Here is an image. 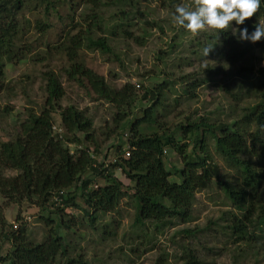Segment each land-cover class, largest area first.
Returning a JSON list of instances; mask_svg holds the SVG:
<instances>
[{"label":"trees","instance_id":"16d2710c","mask_svg":"<svg viewBox=\"0 0 264 264\" xmlns=\"http://www.w3.org/2000/svg\"><path fill=\"white\" fill-rule=\"evenodd\" d=\"M78 1L92 9L86 20L89 21L88 27H82L74 35L63 32L66 41L54 48L47 47L50 51L56 49L67 55L71 62L67 69L70 80L81 85L87 83L92 92L117 109L115 123L119 128L129 129L127 136L131 155L125 157L126 147L117 146L116 155L121 157L117 163L111 162L110 167L105 162L109 152L103 162L97 161L88 146L77 148L72 153L70 144L79 146L83 140L89 143L96 141L92 134L94 123L76 106L64 107L60 104L63 88L52 73L48 74L47 98L41 111L29 109L20 123L18 136L0 143V247L4 243L11 244L6 254L0 256V264H93L81 253L78 239L84 237L78 228L87 226L96 232L101 227L103 237H106L105 233L113 234L110 226L101 225V219L118 212L125 198L135 209L132 227L139 230L137 237L143 239L139 247L131 250L141 252V245L148 247L149 224L155 232H159L176 226L177 222H191L197 193L214 183L223 189L225 200L232 207L223 210L218 218L227 238L243 252H255L257 255L264 251V38L255 43L237 38L239 28L247 27L251 33L255 24H264V4L253 17L246 19L244 25L236 26L232 22L233 26L228 28L214 29L215 32L206 38L207 43L203 42L204 49L210 44L214 45L217 55L227 63L243 64L238 71L218 83L209 77L222 89L223 96L234 103L227 112L219 107L226 117L222 119L219 115L215 122H207V116L195 119L189 116L184 123L170 128L161 123V117L176 105H181L183 99H195L198 87L206 79L199 81L191 78V83L188 82L183 92L175 98L176 101L171 103H167L166 95L167 91L174 89L175 82L171 80L150 86L141 93L134 84L112 87L104 76L79 61V52L83 48L99 49L104 54L112 52L108 38L95 37L92 32L96 27L102 29L101 24L105 25L106 17L99 11L106 2ZM123 1L108 0V4ZM42 2L48 3L44 9L47 17L52 11L60 14L56 0H0V82L4 81L7 63L15 59L21 61L25 53L34 51L31 44L24 43L28 41L25 36L32 24L30 20L22 22L20 17L30 8L38 10L40 6L36 5ZM131 11L119 6L114 12L118 19L113 27L114 33L116 27L121 26L124 34H132L125 27V20L130 19ZM33 29L37 31L39 39L47 40L52 23L38 18ZM147 35L146 31L135 39L143 44ZM253 59L263 62V66L255 68ZM224 68L221 65L211 69L218 74ZM139 96L151 101L149 107L143 109V116L131 121V108ZM246 98L249 103L239 107ZM238 111L239 119L232 118ZM55 112L60 113L66 133L73 135V138L54 132ZM144 125H152L155 130L147 133ZM210 139L214 141L216 152L235 170V182L223 180L221 168L208 148ZM191 144L193 148L189 151ZM168 151L178 153L182 159L180 182L170 181L171 173L166 168ZM114 167L121 168L131 185L114 175ZM7 170H15L17 174L8 176L5 174ZM88 172L102 177L106 184L96 186L95 179L87 177ZM74 192L81 193L84 206L76 204L71 196ZM24 203L44 211H49L50 206L56 207L49 211L56 216V220L45 218L49 229L42 242H35L27 236L25 224L16 226L18 222L9 221L10 209L15 205L21 207ZM71 205L83 211L82 219L65 217L66 208ZM21 219L18 215L17 221ZM214 223L217 222H211ZM182 231L187 236H193L197 230L187 228ZM70 232L77 236L76 240L70 239ZM182 249L180 260L183 264H203L197 251L189 244H183Z\"/></svg>","mask_w":264,"mask_h":264},{"label":"rangeland","instance_id":"374dc122","mask_svg":"<svg viewBox=\"0 0 264 264\" xmlns=\"http://www.w3.org/2000/svg\"><path fill=\"white\" fill-rule=\"evenodd\" d=\"M56 1L59 15L52 11L47 17L44 9L48 3L42 2L36 5L40 6L38 10L30 8L20 17L22 22L30 20L32 24L29 33L25 36L28 41L24 43L31 44L34 51L25 53L21 61L12 60L5 67V78L0 82V84L4 82L0 87V143L18 136L20 123L25 119L29 109L41 111L47 98L46 77L52 73L63 88L60 104L64 107L76 106L94 123L92 134L96 141L89 143L83 140L79 146L70 144L72 153L77 148L88 146L97 161L103 162L109 152L105 162L111 167V162L117 163L121 157L116 155L117 146L128 147L129 129H122L116 125L114 118L117 109L92 92L87 83L81 85L69 79L67 69L71 62L64 52L48 49L66 41L68 32L74 35L81 31L82 27L87 28L89 21L86 20L92 9L78 0ZM103 2L106 3L101 7L99 14L106 17L105 25L101 24L102 29L96 27L92 32L95 37H107L112 52L104 54L99 49L83 48L79 52V61L104 76L114 88L134 84L141 93L150 86L171 80L175 82V86L174 89L167 91V103L176 101L175 98L183 92L184 86L188 82L191 83V78L192 80L197 78L199 81L206 79L202 86L198 87L195 99H183L181 105H176V108H172L161 117V123L170 128L184 123L189 116L194 119L207 116L208 120L204 117L207 122H215L220 116L222 119L226 117L225 114H221L219 107L227 112L234 103L223 96L222 89L213 81L220 82L222 78L238 71L243 64L227 63L217 55V48H213L212 44L208 47L212 48L208 55L204 54L203 42L207 43L206 38L215 32L214 28L208 27L193 34L175 24L173 19L175 9L187 6L190 10H194V0H125L123 3L114 4H108V0ZM119 6H124L127 11L132 10L130 19L125 20V23L129 24V26L125 24V27L132 33L131 35L124 34V28L121 26L116 27V33L113 32V27L118 22L114 12ZM38 18L50 20L52 23L47 40L39 39L37 31L33 29ZM146 31L148 35L145 42L139 44L135 38ZM253 60L255 68L263 66V62H259L258 59ZM221 65L225 68L218 74L212 71V67L218 68ZM209 77L213 81L209 80ZM150 101L139 96L137 103L131 108V121H137L143 116V109L149 107ZM248 103L249 99L246 98L238 106ZM238 114L239 111L232 115V118H238ZM53 116L54 132L73 138V135L66 133L60 113L55 112ZM143 128L147 133L155 130L152 125H144ZM209 144V151L221 168L223 180L235 182V170L231 169L216 152L212 139ZM192 148L193 144L189 146V151ZM168 154L166 168L171 173L170 181L180 182L179 170L183 168L182 159L174 151H168ZM113 172L119 180L131 185L121 168L114 167ZM5 174L12 176L17 174V171L7 170ZM87 177L95 179L96 186L106 184L102 177L92 172H88ZM71 196L76 204L84 206L80 192H74ZM225 199L224 191L217 183L210 188L200 190L194 203V217L191 222L185 224L177 222L176 226L159 232H155L154 227L149 224L150 228L147 229L149 243H146L148 247L141 245V252H133L131 249L139 247L143 239L137 237L139 230L132 227L136 215L135 209L125 198L118 212L108 214L101 219V225L110 226L113 234L107 235L104 231L106 237H103L101 227L96 232H92L87 226L77 227L78 232L82 231L84 237L78 239L82 248L81 253L93 264H162V262L183 264L180 260L182 247L183 244H189L197 251L203 264H264V251L258 252L257 255L255 252H243L232 244L223 232L220 227L222 222L218 221V218L223 210L232 208L229 206L230 202ZM55 208L50 206L49 211ZM49 211L24 203L21 207L13 206L8 212V218L12 223L18 222L16 226L25 224L27 236L35 242H42L49 229L45 218L51 217L56 220V216ZM65 212L67 219L73 216L82 219L83 216V211L75 205L68 206ZM18 215L22 218L20 221H17ZM214 221L217 223L211 224ZM187 228L197 230L195 235L187 236L183 231L181 232ZM70 239L76 240L77 236L70 232ZM10 247V243H4L0 247V256L6 254Z\"/></svg>","mask_w":264,"mask_h":264},{"label":"clouds","instance_id":"9594fccd","mask_svg":"<svg viewBox=\"0 0 264 264\" xmlns=\"http://www.w3.org/2000/svg\"><path fill=\"white\" fill-rule=\"evenodd\" d=\"M195 9L177 7L174 22L193 34L208 27L222 30L233 26L244 25L247 18L253 17L264 0H194ZM234 35H237L235 33ZM237 38L239 41L252 43L264 38V24H255L254 30L249 33L247 27L239 28ZM212 48H205L204 54L208 55ZM130 149L125 148V151ZM125 155V152H124Z\"/></svg>","mask_w":264,"mask_h":264},{"label":"built area","instance_id":"2783aa9c","mask_svg":"<svg viewBox=\"0 0 264 264\" xmlns=\"http://www.w3.org/2000/svg\"><path fill=\"white\" fill-rule=\"evenodd\" d=\"M131 155V151H130V149H127L126 151H125V157H129Z\"/></svg>","mask_w":264,"mask_h":264}]
</instances>
